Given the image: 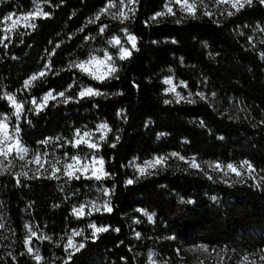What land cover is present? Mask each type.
Segmentation results:
<instances>
[{
	"label": "trees",
	"instance_id": "1",
	"mask_svg": "<svg viewBox=\"0 0 264 264\" xmlns=\"http://www.w3.org/2000/svg\"><path fill=\"white\" fill-rule=\"evenodd\" d=\"M108 2L50 0L42 5L51 13L48 18L36 19L34 29L20 27L10 42L5 41L7 47L0 45V112L9 113L4 92L24 102L20 139L31 155L41 154L47 169L36 174L20 168L0 171V264H65L66 260L67 264H146L151 252L174 263L176 251L183 254L184 247L195 245L223 252L221 264H242L244 255L261 259L264 40L253 46L248 37L264 24V4L253 1L231 16L153 21L164 0H137L135 15L130 14L124 23L112 18L117 9L89 23ZM33 8V0H0V18ZM102 25L108 26L103 33ZM123 29L137 37L138 50H132L127 60H119L116 48L108 43L112 36L123 40ZM102 51L116 60L118 79L101 83L68 68ZM45 64L52 71L25 89L24 81ZM169 72L190 91L198 90L200 84L210 87L214 99L166 104L162 78ZM70 84L73 87L66 95L75 96L83 86L106 95L67 104L49 101L39 114L29 111L30 98L38 99L48 90L65 91ZM236 103L239 110L234 109ZM121 109L123 115H117ZM105 121L112 131L96 154L104 158L110 177L68 180L57 174L59 179L51 178L52 164L59 167L82 153L80 147L68 143L76 129L94 128ZM44 140L49 142L42 144ZM169 152L199 162L247 161L255 171L223 176L168 157L151 175L140 176L131 165L133 160ZM129 179L132 184L126 183ZM104 188L110 190L109 195L103 194ZM105 200L112 207L110 213L102 210L82 218L73 214V208L81 204L102 205ZM137 208L154 214L153 221H146ZM89 223L108 226L109 231L92 239ZM25 225L37 233L30 246L39 251V262L27 251L25 240L30 233ZM81 229L89 238L83 236L85 247L68 259V234ZM260 261L264 264V259Z\"/></svg>",
	"mask_w": 264,
	"mask_h": 264
},
{
	"label": "snow or ice",
	"instance_id": "2",
	"mask_svg": "<svg viewBox=\"0 0 264 264\" xmlns=\"http://www.w3.org/2000/svg\"><path fill=\"white\" fill-rule=\"evenodd\" d=\"M253 0H217V3H229L231 4L232 8H234L237 12L243 8L246 4L251 5ZM262 4H264V0H260ZM137 3V0H119V3L117 4L115 0H109L108 4L100 10V14H98L94 20H90L89 23H94L95 21H98L100 19L101 15L110 13V10L113 8H116V12H112V18L118 19L120 23H124V21L128 20L130 18V14L132 16L135 15V9L134 5ZM176 4L180 6V10L184 13H187L190 16H195L197 12V0H169V3L165 4L166 11L163 12H157L153 17H151V20L155 21L158 17L164 16V15H175L174 9L171 6L172 4ZM34 8L32 11L27 13H22L20 15H17L16 13H8L3 18H0V24H3L4 26L0 28V45H3L4 47H7L8 45L5 43V41H11V37L13 34L18 32L20 27L24 28H35V20L38 18H48L51 13L44 11V7L42 5L50 4V0H33ZM128 9L125 11V9ZM205 15L211 16V12H205ZM229 16L233 15L232 12L227 13ZM10 21V23H8ZM179 23V21H177ZM107 25H102L100 27V32L103 33L105 29L107 28ZM123 31L126 34L127 43L131 45V49L128 47H125L124 44L121 41V38L119 36H113L108 43L112 45L113 47H117L118 49V58L119 60H127L132 55V50H138L137 48V37L132 34L127 33V29H123ZM175 42V41H173ZM59 47V45H57ZM262 56H264V53H262ZM96 66H103V71H98ZM69 69H76L83 73L84 75L89 76L91 79L96 80L98 82L103 83L106 80L110 79H118L117 73L119 71V68L116 66V60L107 52L105 51L103 54V58L98 56H90L86 60H80V61H74L68 65ZM52 71L50 64H45L44 69L40 72L31 75L28 79L24 81V88L29 89L34 85V82L38 79L45 77L48 72ZM59 74V73H57ZM166 85H169L165 91L167 93H174L176 97V103H180L182 100L185 99L184 96H182L179 92L176 91V85L173 84L172 77H166L163 81ZM184 87H187V85L184 82H180ZM73 87V85H69L68 89L65 91L56 92L55 90H48L41 96L39 99H37L35 96L32 97L30 103L32 107L29 109V111H33L35 114H39L41 111H43L48 105L49 101H59L60 103L67 104L71 101L79 102L80 99L84 98H91L95 96H101L106 95V93L101 92L99 89H96L92 86H83L80 88V90L76 93L75 96L66 95V92L70 90ZM121 93H115V95H120ZM202 99L204 98L203 93H197ZM214 95V94H213ZM191 96V93L189 94ZM4 98L9 102L10 106L12 107L13 115L15 116V119L17 121V124L14 126V130L10 133L9 132V117L3 116L0 118V157H4L7 159L9 155L12 154L13 151H15L16 156L19 158V160L23 161L25 160V157L29 153V148L26 147L21 139H20V124L19 121L21 120L22 115L25 112L24 102L21 100H18L15 94L12 93H4ZM166 104L171 103V101L165 100ZM189 103H193L191 99H188ZM117 115L122 116L123 115V109L120 110V112L117 113ZM201 124H203V121H201ZM112 131L108 123L101 122L96 125L95 131L92 130H81L76 129L74 136L72 140L68 141V143L71 144L72 147L78 148L81 144L86 145L89 150L92 151V155L90 158H86L82 160L79 156L73 155L70 157V161L68 163H65L63 165V172L61 173V169L56 166V164L51 165V173L50 177L59 179V176L57 173H61L64 177H66L68 180H79L81 178L84 179H95L96 181H101L105 178L110 177V173L106 172L104 170V158L102 156H98L96 153L99 152L101 142H103L108 132ZM95 132H99L100 136L97 140H93V137L95 136ZM163 135V134H161ZM50 139V138H49ZM117 141L119 140V137H116ZM49 140L41 141L42 144H47ZM111 147H115V144H112ZM45 156L47 153L44 154ZM172 156H177L179 159L183 160L184 157L179 156L178 153H172ZM67 156V153L65 154ZM168 157L166 156H158L154 157L151 160L144 161V163L136 164L135 168L136 171L140 174V176L144 175H151L152 171L157 167H162L166 163ZM35 162L40 165L41 168H43V163H41V154L36 153L33 156L32 161H28V163ZM190 166L192 168H199V165L195 162V159L192 160ZM247 167L249 174H251L253 171H255L250 163L247 161H244L243 164L240 167ZM217 169H219L221 166L219 164L215 165ZM227 170L235 173L237 176L241 175L240 170L237 166H234L233 164H228ZM47 171V169H45ZM227 174V172L225 173ZM18 175H24L27 176V173H20ZM211 179V177H209ZM127 184H132L133 180L129 179L126 181ZM103 194L105 196L109 195L110 190L107 188L102 189ZM215 199V198H213ZM188 203H192V201H188ZM88 208L87 213L85 212V208ZM111 212L112 207L110 205V202L108 200H105L102 205H98L95 201H89L87 204H81L78 208H73V214L77 216V218H82L85 215L91 216L93 212H101V211ZM136 211L141 212L143 215L147 216V219L149 222H152L153 215L148 214L144 209H137ZM0 227H3V225H0ZM26 228H28L30 232V236L25 240L26 245L31 244V238L36 237L37 233L35 231H32L31 227L29 225H25ZM89 229H91V238L96 239L98 237L99 233H104L109 231L108 226H97L95 223H89L87 225ZM115 231L119 232V229H114ZM137 237L140 236V233H136ZM77 236H84V230H73L71 236L68 237L67 244L65 245V250L68 251L69 249H72V251L69 252L68 259H71V256L74 252H79L81 249L85 247V244L83 242H80L79 244L74 243L73 237ZM47 239V237H45ZM89 237L84 236V239H88ZM198 249H203L204 251H207L206 245H199ZM27 251L29 254H33V248L29 246L27 248ZM34 259L39 262L42 257L39 255V251L36 250L34 254ZM245 260L248 258L245 257ZM261 259H264V257H261ZM151 260V256H150ZM65 264H67V260L65 261Z\"/></svg>",
	"mask_w": 264,
	"mask_h": 264
},
{
	"label": "rangeland",
	"instance_id": "3",
	"mask_svg": "<svg viewBox=\"0 0 264 264\" xmlns=\"http://www.w3.org/2000/svg\"><path fill=\"white\" fill-rule=\"evenodd\" d=\"M253 1L260 2V0H253ZM166 3H169V0H164L162 6L160 7V9L157 12L166 11V9L164 7ZM171 6L174 9L175 15H164V16H161V17L180 18V17H184V16H190L187 13L182 12L180 10V6L179 5H176V4L173 3ZM197 9L198 10H197L195 16L200 15V16H207V17L224 16V15H228L227 14L228 12L236 11L234 8H232L231 4H229V3H217V0H197ZM114 10H116V8H113L110 11H114ZM127 10L128 9L126 8L125 11H127ZM205 12H211L212 15L211 16L205 15L204 14ZM20 14H22V13H19L17 15H20ZM8 23H10V21ZM248 40L250 41V43L253 46L260 45L262 43V41L264 40V24L263 25H257L256 28L253 30V34L250 37H248ZM121 41H122V43L124 44L125 47H128L129 49H131V45L129 43H127V38H126V34L125 33L123 35V40H121ZM114 48H116L117 53H118L117 47H114ZM104 52L105 51H102L100 53H94V54H91L90 56H98V57L103 58ZM89 57H87L86 59H88ZM86 59H84V60H86ZM96 68H97L98 71H103L104 70L103 66H96ZM166 77H172L173 84L177 86L176 87V91L179 92L182 96L185 97V99L182 100L181 102L188 101V99H191V100H193V99H202L199 95H197V93H203V96H204L203 99H214L213 97H214L215 94H214V92L212 90H210V87L208 88L204 84H200L198 90L190 91L188 89V87H184L180 83V82H183V81H181L179 79H176L172 75V72H169L168 75H166V76H164L162 78V83L164 85L163 92H162L163 96H164V100L176 102L175 94L174 93H167L165 91V89H167L169 87V85H166L163 82ZM23 87H24V84H23ZM4 93H8V92H4ZM4 93L2 94V97L5 100L8 108H9V113L0 112V118H2L5 115L9 117V121H8V123H9V132L11 133L14 130V126H15V124H14L15 116L13 115V111L14 110L10 106L9 102L4 98ZM190 93H191V96H189ZM41 96H43V94ZM31 99L32 98H30V101H31ZM229 104H230V102H229ZM240 108H241L240 104L236 103V106H235L234 109L239 110ZM95 128H96V126L94 128H82L81 130H92V131H95ZM99 136H100V133L99 132H95V136L93 137V140H97L99 138ZM80 148L82 150V153L81 154H76V155L79 156L82 160H84L86 158H90L91 155L93 154L92 151L89 150L86 145L81 144ZM172 153L173 152H169V153H167V155H153V156H151V157H149L147 159L141 160V161L133 160L131 165L134 168L135 172L137 174H139L136 171V168H135L136 164H141L142 165L144 163V161L151 160L154 157H158V156H166V157H176V158H178L177 156H172L171 155ZM32 159H33V155H31V153L29 152L28 155L25 157V160L21 161L16 156L15 151H13L12 154L9 155V157L7 159H5L4 157H0V171L5 170V169L9 170V171H14V170L17 171L20 168V169H23V170L24 169H31V171L34 172L35 174L36 173H42V172L44 173V172H46L44 164H43V168H41L40 165L35 163V162L28 163V161H32ZM193 159H194V157H189V158H184L183 161H185L186 164L189 167H191L190 164H191ZM179 160H181V159H179ZM68 162H71L70 161V157L64 163H62L61 166L58 167V168L61 169V173L63 172V165L65 163H68ZM195 162L199 165V168H197V169H209V170H212V171L219 172L220 175H223V176H226V175H229V174H235V173H232V172L227 170L226 166L228 164H233L234 166H237L240 171L248 172V169H247L246 166L245 167H240L243 164L244 161H241L239 163H220V162H214V161L199 162V161L195 160ZM41 163H43V162L41 161ZM217 164H219L221 166L219 169H217L215 167V165H217ZM150 171H152V170H150ZM226 172H227V174H225ZM61 173H57V174H61ZM97 204L100 205L99 203H97ZM76 208H78V207H76ZM137 209H140V208H137ZM87 211H88V208L86 207L85 208V212L87 213ZM146 212L148 214H150V215H153L152 213H150L148 211H146ZM138 213L146 221H148L147 216L143 215L141 212H138ZM89 230H90V232L92 231L91 229H89ZM71 234H72V231H70V233L68 234V237L71 236ZM68 237L66 239L65 245L67 244ZM82 238H83V236L73 237L74 243L79 244L81 242L80 239H82ZM29 246L30 245H27V248ZM198 246L199 245L190 246V247H184L183 248V251H184L183 254H180V253H178L176 251V253H177L176 259L178 261H176L174 263L167 262L165 260H160V259H158V257L156 255H154L153 252H151V253H149V255L147 257L146 264H221V262L223 260V252H221L219 250L210 249V248H207L208 250L204 251L203 249H198ZM32 248H33V254H31V255L34 257V254H35L36 250L34 249V247H32ZM68 251H72V249H69ZM263 253H264V250H263ZM150 256H151V260H150ZM245 257H247L248 259L245 260L244 259ZM260 260H261L260 257H258L256 260L254 258H252L251 256H245L244 255V256L241 257L242 264H259V263H261ZM257 262H259V263H257Z\"/></svg>",
	"mask_w": 264,
	"mask_h": 264
}]
</instances>
